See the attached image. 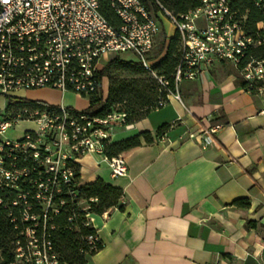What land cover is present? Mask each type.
I'll return each mask as SVG.
<instances>
[{
  "label": "built area",
  "instance_id": "1",
  "mask_svg": "<svg viewBox=\"0 0 264 264\" xmlns=\"http://www.w3.org/2000/svg\"><path fill=\"white\" fill-rule=\"evenodd\" d=\"M103 1L115 13V22L101 13ZM230 1L201 0L199 6L174 14L158 0L155 13L144 0H0V94L50 87L87 97L96 90L101 62L123 52L135 56L167 98L180 100L179 83L196 78L203 68L220 60L236 68L251 89L254 83L264 82V58L243 64L252 39L244 34ZM262 2L254 0L257 6ZM163 21L173 27L181 42L174 90L153 68L162 57L152 54ZM164 104L159 99L158 105ZM20 120L31 121L35 127L25 130L18 140L3 137ZM133 123L125 111L116 108L104 116L65 105L25 107L15 114L0 110V191L9 201L0 197V205L15 207L24 225L15 241V257H21L23 264H59L45 225L65 203L59 197L61 185L72 187L69 194L76 196L73 188L78 182L70 163L87 152L105 155L104 145L111 142L113 133L133 129ZM205 138L206 143L213 142L210 135ZM106 160L112 175H125L121 154L106 156ZM85 239L89 246L100 242L96 232Z\"/></svg>",
  "mask_w": 264,
  "mask_h": 264
},
{
  "label": "crops",
  "instance_id": "2",
  "mask_svg": "<svg viewBox=\"0 0 264 264\" xmlns=\"http://www.w3.org/2000/svg\"><path fill=\"white\" fill-rule=\"evenodd\" d=\"M162 24L171 37L173 27ZM237 75L220 60L182 80L180 100L169 96L133 129L115 131L111 142L145 130L155 135L120 153L125 175H112L98 152L73 160L79 184L100 178L121 188L125 200L123 211L86 214L102 248L84 264H264V89L245 90ZM11 95L76 110L89 105L86 97L50 87ZM162 124L168 128L156 135ZM243 198L249 206L233 204ZM247 220L255 226L246 227Z\"/></svg>",
  "mask_w": 264,
  "mask_h": 264
},
{
  "label": "trees",
  "instance_id": "3",
  "mask_svg": "<svg viewBox=\"0 0 264 264\" xmlns=\"http://www.w3.org/2000/svg\"><path fill=\"white\" fill-rule=\"evenodd\" d=\"M166 9L174 14L184 13L200 5L201 0H158ZM147 8L156 12L155 0H144ZM230 9L236 17L242 20L244 34L252 39L247 46L243 64L251 58H264V29H259L258 24L264 23V2L260 6L255 5L254 0H231ZM101 13L111 22H115V13L107 1L101 3ZM159 35L161 40L152 57H162L153 64L157 75L163 76L169 81V88L174 90L173 73L178 62L180 52V38L177 32L171 37L166 36V31L161 24ZM259 41L260 43H257ZM108 75V86L105 96H102V80ZM237 83L245 90L256 93L259 88L264 89V82H256L251 89L247 83L237 75ZM6 97V113L15 114L25 107L44 108L49 107L42 101L15 97ZM86 98L88 107L83 110L93 116H104L116 108L127 113V120L135 122L145 117L153 110L160 108L159 99L168 100L166 91L158 84L137 60H126L120 55L110 58L98 72L96 90ZM168 128L167 124L159 126L155 134L159 135ZM155 135L150 131H141L137 135L106 143L104 154L107 157L118 155L130 148L139 146L142 140L151 142ZM74 168V178L78 185L73 188L76 196L71 198L69 191L72 187L61 185L59 197L65 200L64 205L59 206L58 213L49 220L45 227L51 240L59 264H84L87 258L102 248L101 242L89 246L85 237L94 234L96 230L85 216L87 213L102 214L111 209L124 210L125 200L121 188L115 187L98 178L91 183L79 184L78 165L70 163ZM27 189V186L24 187ZM0 197L4 202H9L2 191ZM233 204L242 207L249 206L247 199H237ZM11 206V204L9 203ZM86 208V209H84ZM17 210L0 205V264H10L15 259V241L20 228L24 225L17 217ZM71 216V219H69ZM15 218V219H14ZM41 223V221H40ZM25 225L28 222L24 223ZM15 226H17L15 228ZM246 227H254L255 222L247 220ZM52 227V228H51Z\"/></svg>",
  "mask_w": 264,
  "mask_h": 264
},
{
  "label": "rangeland",
  "instance_id": "4",
  "mask_svg": "<svg viewBox=\"0 0 264 264\" xmlns=\"http://www.w3.org/2000/svg\"><path fill=\"white\" fill-rule=\"evenodd\" d=\"M165 26H166V30L169 32L170 31L169 25L166 24ZM160 40H161V36L157 35L154 51L158 48ZM120 56L121 58L126 59V60H136L134 55L127 53V52L121 53ZM106 62L107 61H102L101 64L105 65ZM107 86H108V75L105 76L102 80V85H101L102 96L106 95ZM5 101H6L5 95L0 94V109H3ZM34 127H35V124L33 122L20 120L17 123H14L10 128H8L5 131L3 137L11 139V140H18L23 137V133L25 130H30V129H33ZM23 263H24L23 259L19 256H16L13 264H23Z\"/></svg>",
  "mask_w": 264,
  "mask_h": 264
}]
</instances>
